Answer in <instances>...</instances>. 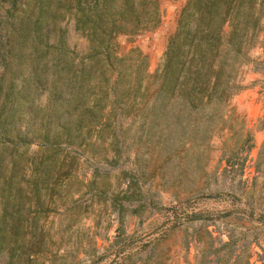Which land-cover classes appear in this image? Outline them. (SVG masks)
Segmentation results:
<instances>
[{"label": "rangeland", "instance_id": "rangeland-1", "mask_svg": "<svg viewBox=\"0 0 264 264\" xmlns=\"http://www.w3.org/2000/svg\"><path fill=\"white\" fill-rule=\"evenodd\" d=\"M69 1L50 0L45 52L27 38L39 0H0V120L27 132L0 142V264H195L203 225L239 264H264V29L224 104L157 110L187 0H157V26L115 34L110 64L90 57ZM65 119L71 135L42 145Z\"/></svg>", "mask_w": 264, "mask_h": 264}, {"label": "trees", "instance_id": "trees-1", "mask_svg": "<svg viewBox=\"0 0 264 264\" xmlns=\"http://www.w3.org/2000/svg\"><path fill=\"white\" fill-rule=\"evenodd\" d=\"M72 1L65 9L73 10L76 29L92 42L90 57L102 54L109 64L115 34L125 31L126 25L135 32L154 28L160 21L157 0ZM49 5L50 0H39L31 30L27 32L28 40L34 46L43 45L41 49L45 52L49 45L42 29ZM263 18L264 0H187L181 8L176 30L168 40L161 67L155 74L154 108L215 110L224 104L239 87L235 82L239 66L249 60L247 49L254 36L264 29ZM62 39L55 48L58 59L65 61ZM80 73L81 76L85 73L83 67ZM119 73L111 74L118 76ZM4 107L5 103L1 108ZM9 116L12 118V114ZM9 116L0 120V142L25 141L27 132L20 135L12 126H7L12 121L7 122ZM69 123L65 119L57 122L53 131L46 129L40 143L51 147L63 143L71 135ZM46 168L47 163L42 171ZM34 171H38L36 165ZM33 186L37 187V183ZM189 216L198 218L199 214L192 212ZM262 219L258 218L259 221ZM205 227L200 229L207 238H195L196 247L200 249L195 255V264H239V254L233 255V239L228 236L227 241L216 240ZM231 255L234 257L230 258ZM250 255L243 264H250Z\"/></svg>", "mask_w": 264, "mask_h": 264}]
</instances>
